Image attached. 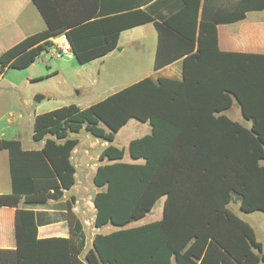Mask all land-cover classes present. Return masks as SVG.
Segmentation results:
<instances>
[{
  "label": "trees",
  "instance_id": "obj_1",
  "mask_svg": "<svg viewBox=\"0 0 264 264\" xmlns=\"http://www.w3.org/2000/svg\"><path fill=\"white\" fill-rule=\"evenodd\" d=\"M46 28L0 53V74L25 69L64 33L74 58L88 63L113 51L120 33L153 23V69L181 59V77H143L86 107L74 103L38 113L25 150L7 149L11 191L1 206L16 207L15 248H0V264H259L263 245L254 228L229 209L231 195L244 212L264 213V54L222 51L217 19L198 18L200 0H31ZM237 100L247 128L223 111ZM150 132L114 145L130 120ZM87 130L109 144L100 153L93 183V225L118 227L86 234L64 204L68 237L39 238L35 212L25 205L59 200L74 184L71 133ZM164 196L159 219L131 226Z\"/></svg>",
  "mask_w": 264,
  "mask_h": 264
},
{
  "label": "crops",
  "instance_id": "obj_2",
  "mask_svg": "<svg viewBox=\"0 0 264 264\" xmlns=\"http://www.w3.org/2000/svg\"><path fill=\"white\" fill-rule=\"evenodd\" d=\"M201 17L217 19L218 46L222 51L264 54V0H200L198 18ZM45 28V21L31 0H0V53L24 37ZM127 32L133 33L124 38L123 35ZM51 39L54 41L53 38ZM146 43H148L145 50L146 60L149 65L141 74H138L137 80L146 76L154 79L158 77L179 79L181 59L158 70L153 69L157 35L153 23L150 22L122 31L117 49L95 60L102 59L103 62L106 58L112 57L115 51L122 52L124 45L145 47ZM52 49L53 47H50L42 52L31 65L25 68L21 82L27 85L39 75L36 68L42 69L41 56L45 54L47 57H53ZM66 57L73 62V54ZM9 70L10 68L0 74V138L18 139L25 150L40 149L43 141H35L32 137L34 119L38 113L50 108H36L35 103L39 101H35V97L33 99L21 88L22 86L14 80V75H8ZM114 91L113 89L110 93ZM238 110L245 118L239 103ZM227 116L233 119L230 114ZM245 119L250 125L252 124L251 120ZM70 136L78 139L71 153V161L75 167L73 186L69 190H64L59 200H48L35 205H25L21 201L19 208L34 210L39 238L68 237L70 229L64 204L70 200L71 196H74L75 199L71 202L72 211L83 225L86 249H89L92 247V238L96 233L107 234L118 228L112 225L97 228L93 225L95 208L92 200L96 191L100 189L94 185L93 175L100 164L108 162L107 159L100 160L99 156L109 142L90 134L84 128L79 132L71 133ZM10 191L9 154L7 149H0V194ZM15 212L16 207L0 205V248L16 247Z\"/></svg>",
  "mask_w": 264,
  "mask_h": 264
},
{
  "label": "rangeland",
  "instance_id": "obj_3",
  "mask_svg": "<svg viewBox=\"0 0 264 264\" xmlns=\"http://www.w3.org/2000/svg\"><path fill=\"white\" fill-rule=\"evenodd\" d=\"M132 33L127 32L123 37L126 38ZM147 45L148 43H146L145 47L133 44L124 45L125 48L122 52L115 51L112 57L106 58L103 62L102 59H98L86 64H80L74 58L73 62H71L66 56L55 58L42 54V69L36 68V72L39 75L27 85L20 81L26 69L10 68L8 75H14V80L33 99L37 95L43 96L39 102L35 103L36 108H50L49 110H51L70 103L83 108L101 100L111 90L117 91L135 82L138 74H141L149 65L146 60L147 52L145 51L148 47ZM223 113L226 115L230 114L233 118L232 120L250 128L251 125L238 110L236 99ZM25 128L27 129V125ZM149 132L150 126L148 122L130 119L116 133L112 143L124 148L123 161H133L128 154V141ZM163 202L164 196L157 199L152 209L143 218L130 225L135 226L159 219L162 215ZM228 207L254 228L256 237L263 245L264 252V213L261 211L244 212L240 210L239 201L234 194L231 195ZM259 264L264 263L260 262Z\"/></svg>",
  "mask_w": 264,
  "mask_h": 264
},
{
  "label": "built area",
  "instance_id": "obj_4",
  "mask_svg": "<svg viewBox=\"0 0 264 264\" xmlns=\"http://www.w3.org/2000/svg\"><path fill=\"white\" fill-rule=\"evenodd\" d=\"M52 38L54 40V45L52 46L53 49L51 51V55L53 57L69 56L72 54L70 44L67 41L66 35L64 33L56 35Z\"/></svg>",
  "mask_w": 264,
  "mask_h": 264
},
{
  "label": "water",
  "instance_id": "obj_5",
  "mask_svg": "<svg viewBox=\"0 0 264 264\" xmlns=\"http://www.w3.org/2000/svg\"><path fill=\"white\" fill-rule=\"evenodd\" d=\"M67 39V38H66ZM68 41V40H67ZM71 53H72V51H71ZM73 54V53H72ZM42 99V96H40V95H37L36 97H35V101H40Z\"/></svg>",
  "mask_w": 264,
  "mask_h": 264
}]
</instances>
